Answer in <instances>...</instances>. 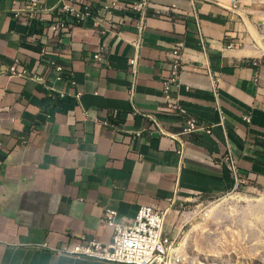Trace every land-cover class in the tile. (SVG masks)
Returning a JSON list of instances; mask_svg holds the SVG:
<instances>
[{
	"label": "crops",
	"instance_id": "obj_1",
	"mask_svg": "<svg viewBox=\"0 0 264 264\" xmlns=\"http://www.w3.org/2000/svg\"><path fill=\"white\" fill-rule=\"evenodd\" d=\"M127 1L148 2L142 34L132 14L98 28L76 25L55 39L47 24L59 0L44 1V19L33 28L25 14L14 17L27 0H0L1 69L19 60L28 71L0 76V264H113L50 248L111 242L105 208L131 225L140 208L156 206L167 212L165 234L180 239L182 203L221 198L264 179L263 55L255 46L228 48L245 40L248 12L234 10L231 0ZM179 44L182 88L173 89V99L205 126L219 123L218 105L225 118L211 135L183 137V147L154 132L147 117L172 135L181 132L180 118L163 110L170 53ZM42 49L50 53L42 56ZM96 54L105 59L94 61ZM135 56L136 80L129 66ZM52 59L76 85L57 79Z\"/></svg>",
	"mask_w": 264,
	"mask_h": 264
},
{
	"label": "built area",
	"instance_id": "obj_2",
	"mask_svg": "<svg viewBox=\"0 0 264 264\" xmlns=\"http://www.w3.org/2000/svg\"><path fill=\"white\" fill-rule=\"evenodd\" d=\"M45 0H27L26 6L22 10L14 13L15 18H19L25 14L27 23L33 28L37 23L44 19L41 13L44 9ZM198 1V0H197ZM240 0H231L234 10L239 9ZM59 13L52 17L47 24V29L52 33L55 39H59L62 35L69 34L76 25L92 26L98 28L104 23H112L115 17H125L128 15H136V28L142 34L146 28V18L148 13V2H131L127 0H114L109 4L95 6L86 3L83 0H59ZM30 38H34L31 36ZM136 44V43H135ZM239 44H229L228 48L234 46H242ZM183 44H179L177 48L170 53L171 70L170 75L163 83V96L165 99L164 111L173 113L181 120V132L178 135H172L161 127L159 122L151 116L149 117L155 124V131L161 136H168L180 141L181 147L185 145L183 137L192 136L194 134L205 132L209 135L213 133L216 127H224V114L220 106L217 111L220 121L211 126L200 124L193 117H186V110L180 103L173 99V89L180 90L182 88L181 76L183 72V56L181 48ZM50 52L42 49L41 55L47 56ZM105 57L102 54H96L94 61L102 62ZM129 66L134 80L138 75L139 56H135L129 60ZM51 69L57 72V79L64 80L70 85H76L74 76L68 72L60 62L55 59L50 60ZM28 71L24 68L19 60H15L7 71H2L0 66V76L7 75L9 77H24ZM37 81H43L42 78H36ZM134 90L130 91V95ZM80 94L77 95L79 97ZM65 97L64 94L61 95ZM251 118L246 116L245 121L250 122ZM140 136V134H137ZM182 152L180 151V154ZM227 164L233 172L237 170V164L234 158L229 154L225 158ZM214 200V199H213ZM180 213V211H178ZM117 211L105 208L102 223L113 231L111 242L105 243L100 239L82 240L76 243L64 245L62 247L50 248L54 253L64 256H70L78 259L95 260L98 262H106L113 264H172L174 249H181L179 238L172 239L165 234V222L167 212L156 206H144L140 208L138 215L131 225H124L117 220ZM47 247V246H45ZM185 264V260H182Z\"/></svg>",
	"mask_w": 264,
	"mask_h": 264
},
{
	"label": "rangeland",
	"instance_id": "obj_3",
	"mask_svg": "<svg viewBox=\"0 0 264 264\" xmlns=\"http://www.w3.org/2000/svg\"><path fill=\"white\" fill-rule=\"evenodd\" d=\"M239 7L251 21L241 48L255 46L264 60L258 43L264 42V0H240ZM180 207L185 264H264V179L224 197L194 198Z\"/></svg>",
	"mask_w": 264,
	"mask_h": 264
},
{
	"label": "bare ground",
	"instance_id": "obj_4",
	"mask_svg": "<svg viewBox=\"0 0 264 264\" xmlns=\"http://www.w3.org/2000/svg\"><path fill=\"white\" fill-rule=\"evenodd\" d=\"M258 43L262 47L264 51V42L262 40H258ZM260 54V52H259ZM183 256L181 254V249H174V256L172 257V264H183Z\"/></svg>",
	"mask_w": 264,
	"mask_h": 264
}]
</instances>
